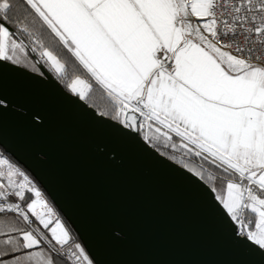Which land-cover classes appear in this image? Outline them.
I'll return each mask as SVG.
<instances>
[{
	"label": "snow or ice",
	"instance_id": "snow-or-ice-1",
	"mask_svg": "<svg viewBox=\"0 0 264 264\" xmlns=\"http://www.w3.org/2000/svg\"><path fill=\"white\" fill-rule=\"evenodd\" d=\"M28 49L81 100L98 86L112 119L179 152L177 163L212 181L240 242L264 249V64L251 62L264 57V0H0V60L18 64ZM0 214L23 224L2 234L0 264H93L4 156Z\"/></svg>",
	"mask_w": 264,
	"mask_h": 264
},
{
	"label": "water",
	"instance_id": "water-1",
	"mask_svg": "<svg viewBox=\"0 0 264 264\" xmlns=\"http://www.w3.org/2000/svg\"><path fill=\"white\" fill-rule=\"evenodd\" d=\"M0 144L27 167L97 264H264L209 184L47 71L0 60Z\"/></svg>",
	"mask_w": 264,
	"mask_h": 264
},
{
	"label": "trees",
	"instance_id": "trees-1",
	"mask_svg": "<svg viewBox=\"0 0 264 264\" xmlns=\"http://www.w3.org/2000/svg\"><path fill=\"white\" fill-rule=\"evenodd\" d=\"M5 26L9 27L10 31L13 30L11 24H6ZM27 42L28 41L25 40V43H27ZM28 51H29L30 54L27 57H25L23 53H19L20 61H21L20 63H18L19 65H21V66H23L25 68H28L30 70L36 71V72H40L39 69L42 68L44 71H47L48 73H50L64 88H66V89L68 88L67 87V83L64 82L63 80L59 79L55 75L54 72L49 71L48 68L45 67L44 65L37 63L38 57H37V55L35 53H31L30 49H28ZM79 74L81 75L82 78L88 79L87 74H85L83 71H81ZM85 101L90 106H93L94 108H96V110L99 113L107 112L108 114L105 115V116L112 118L113 114L110 112L111 105H110L106 95L103 93V91L98 86L94 85L93 90H92V92L89 95V98L87 100H85ZM140 135L143 137V133H140ZM150 145H152V144H150ZM0 148L5 151L4 147L1 144H0ZM155 148L158 149V151L161 154L165 155L169 159H170L171 156L175 155L176 156V160H173V159H171V160L175 161L176 163L180 159V155L181 154L179 152H174L171 148L166 147L162 142L156 143L155 144ZM9 156H10L11 159H13L17 164H19L30 175V177L36 183V185L40 189V191L43 192L45 195H47L50 198V200L54 204L53 210L60 214V216L64 220V224H65L70 236L72 237L69 246L70 247L74 246L76 243L81 244L84 247L85 252L93 260V264H97V262L95 261V259L92 257V255L88 251L87 247L85 246V244H84L83 240L81 239L80 235L77 233V231L75 230L73 225L70 223V221L63 215V213L60 211L58 206L55 204V202L49 196L48 192L45 190V188L42 186V184L35 177V175L27 167H25L22 163H20L13 155L9 154ZM185 162L189 163V166H192L193 164H198L199 160H191L190 159V160H186ZM178 164L183 166L180 163H178ZM205 167H208V166L206 165ZM208 171L211 172L215 177H217L216 182H215V187H217L218 190L222 191L224 189V187L226 186V183L219 179V177L221 175L220 172L217 171L216 169L211 168V167H208ZM206 181H207V176H206ZM207 184H209L210 186H213L212 181H207ZM33 198H35V197L32 196L31 194H29L26 197V202L30 201ZM253 219H254V217H253ZM14 224L18 225V226H21V227L23 226L22 222L19 221V219L16 218L14 216V214H0V240L3 239L2 234L4 232H7L9 230V227L11 225H14ZM37 226H38V224L34 222L33 227H37ZM40 227H41V230L45 232V235H49L50 236V233L47 232V230H43L42 226H40ZM48 247L51 248L52 246L49 245ZM0 249H4V245L2 243H0ZM55 251H59V246L56 247ZM54 259H55V264H64V260H62L59 256H55Z\"/></svg>",
	"mask_w": 264,
	"mask_h": 264
},
{
	"label": "rangeland",
	"instance_id": "rangeland-1",
	"mask_svg": "<svg viewBox=\"0 0 264 264\" xmlns=\"http://www.w3.org/2000/svg\"><path fill=\"white\" fill-rule=\"evenodd\" d=\"M40 70V72L41 73H43L44 72V70L41 68V69H39ZM68 89V88H67ZM68 91L69 92H71L69 89H68ZM72 93V92H71ZM73 94V93H72ZM75 95V94H74ZM77 96V95H76ZM0 156H4V157H6V158H8L9 160H10V162H12L14 165H16L17 167H19L28 177H29V179L33 182V184L37 187V185H36V183L32 180V178L30 177V175L19 165V164H17L13 159H11L10 158V156H9V153L8 152H6V151H4V150H2L1 148H0ZM38 188V187H37ZM39 189V188H38ZM40 190V189H39ZM42 193V197H43V199H45L46 201H47V203L49 204V206L53 209L54 208V204L52 203V201L50 200V198L47 196V195H45L43 192H41ZM55 212V211H54ZM55 218H58L61 222H62V224L64 225V227L66 228V226H65V224H64V220L62 219V217L60 216V214L58 213V212H55V217H54V219ZM55 226V224H53V225H51V227H54ZM67 229V228H66Z\"/></svg>",
	"mask_w": 264,
	"mask_h": 264
},
{
	"label": "built area",
	"instance_id": "built-area-1",
	"mask_svg": "<svg viewBox=\"0 0 264 264\" xmlns=\"http://www.w3.org/2000/svg\"><path fill=\"white\" fill-rule=\"evenodd\" d=\"M251 62L257 63V64H264V57H262L259 60L253 59ZM17 202H19V201H17Z\"/></svg>",
	"mask_w": 264,
	"mask_h": 264
}]
</instances>
